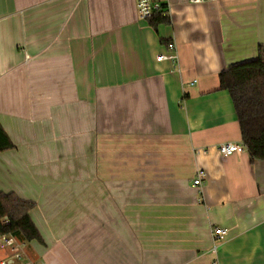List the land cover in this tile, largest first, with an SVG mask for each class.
I'll return each instance as SVG.
<instances>
[{
    "label": "crops",
    "instance_id": "crops-1",
    "mask_svg": "<svg viewBox=\"0 0 264 264\" xmlns=\"http://www.w3.org/2000/svg\"><path fill=\"white\" fill-rule=\"evenodd\" d=\"M166 3L156 32L137 0H0V193L43 240L0 235V264H264V162L219 152L243 145L219 75L257 58L264 0Z\"/></svg>",
    "mask_w": 264,
    "mask_h": 264
},
{
    "label": "trees",
    "instance_id": "trees-1",
    "mask_svg": "<svg viewBox=\"0 0 264 264\" xmlns=\"http://www.w3.org/2000/svg\"><path fill=\"white\" fill-rule=\"evenodd\" d=\"M156 32L161 25H170L169 15L155 13L149 20ZM161 43L166 44L161 40ZM220 89L231 97L241 129L242 143L251 163L264 162V46L258 48L255 60L230 66L219 75ZM15 146L0 125V152ZM35 204L21 200L13 193H0V235L15 238L22 243L37 241L42 237L30 213Z\"/></svg>",
    "mask_w": 264,
    "mask_h": 264
},
{
    "label": "built area",
    "instance_id": "built-area-1",
    "mask_svg": "<svg viewBox=\"0 0 264 264\" xmlns=\"http://www.w3.org/2000/svg\"><path fill=\"white\" fill-rule=\"evenodd\" d=\"M190 4H200L203 3L204 0H188ZM137 11L139 18L142 21H148L155 13L163 12L166 15H169L168 5L166 0H137ZM168 54L159 55L157 57L158 61H175L177 59L176 48L174 44L169 45ZM219 152L221 155L226 157H231L237 154H242L246 152V148L243 145L226 143L219 147ZM206 174L203 171H199L197 173L196 179L194 181V185L197 187H201L203 180ZM212 235L215 240V246L213 248V253L218 251V243H221L225 240L228 235V231L226 229L214 228L212 230ZM5 246H9V248L15 253L17 258H21L20 256V245L16 246L14 238L6 239ZM4 248V247H3Z\"/></svg>",
    "mask_w": 264,
    "mask_h": 264
}]
</instances>
